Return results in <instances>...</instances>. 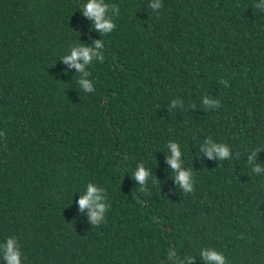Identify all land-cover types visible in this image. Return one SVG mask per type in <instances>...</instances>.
<instances>
[{
  "label": "trees",
  "instance_id": "1",
  "mask_svg": "<svg viewBox=\"0 0 264 264\" xmlns=\"http://www.w3.org/2000/svg\"><path fill=\"white\" fill-rule=\"evenodd\" d=\"M86 2L0 0V264L13 236L21 264H264V0H104L110 34ZM98 40L89 75L64 63Z\"/></svg>",
  "mask_w": 264,
  "mask_h": 264
},
{
  "label": "clouds",
  "instance_id": "2",
  "mask_svg": "<svg viewBox=\"0 0 264 264\" xmlns=\"http://www.w3.org/2000/svg\"><path fill=\"white\" fill-rule=\"evenodd\" d=\"M255 8L261 9L260 4H255ZM150 7L153 11L158 8L163 7L159 0H153L151 2ZM115 10V9H114ZM84 15L86 17L91 18L94 21L93 27L95 30L101 32L102 34H110L115 28L114 23L111 19L107 18L106 14L109 12V6L104 3V0H87L84 5ZM102 47L101 41H96L94 48L89 46L81 45L78 48L71 49L70 55H66L63 57L64 63L68 64L70 67H74L77 72L82 73L84 76L89 75V73L84 72L85 65H88L92 62L93 57H97L100 60L104 58L99 56L96 50ZM83 61L80 63L79 61ZM225 87H228V83L226 80L219 81ZM79 84L86 92H94L93 84L87 80L81 78L79 80ZM175 101H173V104ZM205 104L209 103L208 99L204 100ZM216 107H219V102H213ZM0 135H5L4 133H0ZM171 149V156L167 158V163L170 168L173 170L175 174V181L180 187L183 188L185 193H192L193 189V180L189 171H185L181 168V164L179 163L180 151L178 150V146L176 143H171L169 145ZM206 155L211 158L213 153L215 152L219 159L223 160L228 158L230 155L229 148L224 144H211L210 147L204 149ZM257 155V151L253 150L251 155L248 157V161L250 163L254 162V158ZM253 172L259 173L261 172V166L254 164ZM149 173L143 166H139L138 169L134 173V178L141 185L144 184L146 178ZM103 189H98L92 184H89L87 187V192L83 195L78 203L79 208L81 210L88 208L90 211L91 222L95 225L98 224L102 219H104L103 213L105 212V206L100 201L102 197L98 194ZM4 248V260L7 264H21V250L17 245L16 237H8L6 239V243L3 245ZM174 253H167L168 256H172ZM201 258L208 264V262H214V264H227V260L223 253L217 252L212 249H205L201 252ZM188 259H193L192 257H188ZM178 264H183V262L178 261Z\"/></svg>",
  "mask_w": 264,
  "mask_h": 264
}]
</instances>
